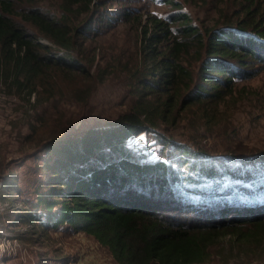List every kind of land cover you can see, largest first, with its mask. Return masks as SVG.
<instances>
[{"label":"trees","instance_id":"trees-1","mask_svg":"<svg viewBox=\"0 0 264 264\" xmlns=\"http://www.w3.org/2000/svg\"><path fill=\"white\" fill-rule=\"evenodd\" d=\"M41 1L0 0V85L39 102L38 88L54 87L52 71L77 74L86 104L104 77L81 63L77 48L100 33L104 5L58 0L45 8ZM168 4L173 13L150 17L141 29L143 70L134 75L128 110L47 140L39 167L46 177L20 215L25 225L91 237L115 264H202L229 235L254 253L264 250V151L216 163L209 151L161 132L192 106L210 120L240 80L264 67V10L248 0L236 21L209 27L179 2ZM116 16L142 24L130 9Z\"/></svg>","mask_w":264,"mask_h":264},{"label":"rangeland","instance_id":"rangeland-1","mask_svg":"<svg viewBox=\"0 0 264 264\" xmlns=\"http://www.w3.org/2000/svg\"><path fill=\"white\" fill-rule=\"evenodd\" d=\"M57 1L42 0L40 5L54 8ZM168 1L101 0L104 7L97 16L100 33L92 34L94 38L80 42L77 48L81 63L104 77L88 103L83 104L80 99L85 97L76 91L83 89L77 74L52 71L54 87L44 90L40 86L39 102L36 94L29 102L26 93L0 85V264H115L108 250L91 237L67 226L25 225L20 215L30 207L27 203L35 202L34 190L46 177L39 167L46 156L47 140L59 131L67 135L105 124L128 110L134 101V75L143 70L141 29L150 17L166 18L175 11ZM173 1L179 2L197 24L209 27L236 21L248 5V0ZM256 1L264 10V0ZM126 9L141 13L142 24L136 17L116 20ZM83 19L84 15L74 21L79 24ZM256 69L253 78L237 83L234 94L214 110L210 120L201 107L192 106L180 114L177 126H166L161 132L209 151L216 163L225 160L231 164L226 157L230 153L252 156L264 151V67ZM138 146L143 147L144 142ZM260 175L264 172H258ZM251 249L230 235L222 237L202 264H264V250L254 253Z\"/></svg>","mask_w":264,"mask_h":264},{"label":"built area","instance_id":"built-area-1","mask_svg":"<svg viewBox=\"0 0 264 264\" xmlns=\"http://www.w3.org/2000/svg\"><path fill=\"white\" fill-rule=\"evenodd\" d=\"M42 42V41H41Z\"/></svg>","mask_w":264,"mask_h":264}]
</instances>
